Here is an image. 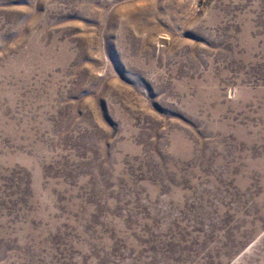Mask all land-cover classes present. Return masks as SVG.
I'll use <instances>...</instances> for the list:
<instances>
[{
    "label": "rangeland",
    "instance_id": "rangeland-1",
    "mask_svg": "<svg viewBox=\"0 0 264 264\" xmlns=\"http://www.w3.org/2000/svg\"><path fill=\"white\" fill-rule=\"evenodd\" d=\"M0 264H264V0H0Z\"/></svg>",
    "mask_w": 264,
    "mask_h": 264
}]
</instances>
